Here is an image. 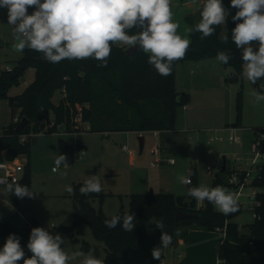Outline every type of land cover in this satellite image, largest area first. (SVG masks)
Wrapping results in <instances>:
<instances>
[{"label":"trees","instance_id":"16d2710c","mask_svg":"<svg viewBox=\"0 0 264 264\" xmlns=\"http://www.w3.org/2000/svg\"><path fill=\"white\" fill-rule=\"evenodd\" d=\"M223 4L229 11L226 24L217 26L215 33L205 39H201L199 32L191 33V44L185 57L173 62L172 74L167 77L159 75L147 63L148 56L143 51L138 49L133 56H129L126 48L119 45L112 46L106 67H98L100 62L92 58L65 59L59 63H50L43 58V53L24 49L18 64L24 66L25 70L33 67L34 80L20 94L9 95L13 87L20 85V78L11 79L10 71H2L0 75V98L7 99L14 110V118L16 115L19 117L18 121L13 120L0 133V162H13L20 156L29 154L32 139L21 141L22 135L82 131H125L144 135L173 130L177 109L189 102V95L179 93L176 89L178 63L216 58L217 52L225 51L231 56L229 63L224 64L231 70L229 80L236 82L243 77L241 52L231 40V31L235 27L231 16L236 9L230 7V0H223ZM32 11L29 8V13ZM187 19L190 28H193L201 19L200 11ZM0 21L7 22L6 9H0ZM225 28L227 32L223 35ZM132 31L135 32V29ZM225 36L228 37L227 43L223 42ZM261 81L263 80L257 82ZM240 115L239 104L238 121L232 124L233 127L241 126ZM23 117L29 123L23 130L17 131ZM82 147L62 140L60 154H65L68 164H73ZM260 151L264 154V141ZM227 170L231 175L232 170ZM189 173L192 185H188V190L199 186L197 169L191 168ZM84 181L78 182L74 187V222L66 231L71 234L77 225L88 224L94 237L104 244L105 264H162L165 259L163 253L159 260L153 259L151 255V250L161 243V230L150 219L163 221V231L172 235L170 246L175 247L179 239L187 238L189 229L217 232L218 227L226 225V236L220 237L217 248L218 264H264V164L259 177L253 181V185L260 190L257 198L261 206L256 209L260 218L246 224L245 231H241L239 224L233 221L241 211L240 205L237 212L225 216L207 201L203 207H198L197 201L188 195V190L184 195L154 191L132 193L128 210L121 207L116 214L134 213V230L125 232L119 226L110 229L105 226L104 221L111 217L92 205V200L96 198L102 202L104 194L81 195L80 187ZM31 182L32 170L28 161L18 183L29 186ZM217 185L224 186L215 178L211 187ZM231 186L228 184L224 187L229 189ZM178 211L192 213L194 216L176 220ZM23 216L19 207L10 217L0 219V248L4 246L9 234L20 238L23 249L27 245L31 229L38 227V224L33 220L30 224L23 225ZM82 248L86 249L87 244L84 243ZM30 256L31 254L26 255ZM18 264H23V261Z\"/></svg>","mask_w":264,"mask_h":264},{"label":"rangeland","instance_id":"374dc122","mask_svg":"<svg viewBox=\"0 0 264 264\" xmlns=\"http://www.w3.org/2000/svg\"><path fill=\"white\" fill-rule=\"evenodd\" d=\"M189 0H171L173 20L180 27L178 34L183 36L186 31V22L181 18V8ZM198 1V0H197ZM191 5L186 6L188 11H193L197 3L192 0ZM227 29L223 31L225 35ZM0 75L2 71H10L23 57V52L16 51L12 45L15 42L13 37V26L8 22L0 21ZM197 61L180 62L176 66L178 73L177 86L179 90H186L191 95V102L187 109L183 106L177 109L175 130L162 135L153 132L144 134L145 146L139 154L138 134L119 132H89L77 133H46L42 132L33 137L37 138L36 143L30 140V152L18 158L19 166L16 175L19 179L24 173V165L29 161L32 170V182L28 187L35 192L34 198H17L13 193H7L4 186L0 185V218H8L15 207L14 200L19 202L23 211L22 224L28 225L35 220L38 227H43L52 234L59 233L65 239V250L71 254L73 251L82 250L86 254H94L103 259L106 256L104 244L98 241L86 223L77 225L71 234L66 229L74 222L73 215V190L75 185L90 176H97L100 179L104 194L102 202L99 198L92 200L95 209L106 216L116 215L123 207L126 211L129 208L130 195L132 193L172 192L176 195L187 193L188 185L181 184L177 177L188 175L192 166L197 167L199 185L212 186L218 173L227 162L231 170H248L251 165L252 153L250 149V138L264 127V101L254 103L251 95L253 90H260L264 80L252 84L246 77L233 82L229 80L231 70L218 62L216 58L202 59ZM35 69L28 67L23 76L20 77V85L13 87L9 95H16L22 92L26 86L34 80ZM258 84V85H257ZM239 104L241 109V126L232 128V124L238 121ZM18 116V115H17ZM186 119V120H185ZM14 120V110L5 98H0V133L3 132ZM78 121V120H77ZM227 125V126H226ZM228 129H225L227 128ZM256 131V132H255ZM234 136L240 139V143L230 141L229 137ZM221 137V139L219 138ZM32 139V138H31ZM76 146L82 145L78 158L68 168L61 166L54 171V161L60 155L61 141ZM170 145L174 148L172 157L177 161L176 165L157 164L151 166L157 155L151 153L156 146ZM126 145L135 152V159L131 163L130 153L123 150ZM264 162V158L260 159ZM208 166L212 170H208ZM162 172L167 184L155 183L154 187L147 186V178L155 179L157 173ZM66 173V174H65ZM168 177H165L167 176ZM256 170L253 168L252 177H255ZM251 177V178H252ZM164 181V180H163ZM248 180L247 186L243 189L244 194L238 198V205L241 206L240 213L233 219L238 223L241 231H245V225L254 221V204L249 195L253 190ZM71 193H68V189ZM155 188V190H154ZM230 192L234 190L228 189ZM206 201L198 207H203ZM192 229L188 230L187 238ZM194 230V229H193ZM205 232L208 230L199 229ZM220 234L212 235L210 240L218 244ZM87 244L83 249L82 245ZM175 246L163 249L167 257L166 264H175L172 260ZM184 247L175 250V262L178 254L183 252ZM25 254L31 253L24 247ZM210 253L215 248L211 247ZM198 264H209V255L202 250L198 253ZM214 263V258L212 260ZM75 264V262H73ZM212 264V263H211Z\"/></svg>","mask_w":264,"mask_h":264},{"label":"clouds","instance_id":"9594fccd","mask_svg":"<svg viewBox=\"0 0 264 264\" xmlns=\"http://www.w3.org/2000/svg\"><path fill=\"white\" fill-rule=\"evenodd\" d=\"M236 9L231 16L235 27L231 40L241 52L242 75L253 85L264 80V0H230ZM29 8L33 11L29 13ZM0 9L7 10V22L13 26L15 48L18 51L31 49L43 53L50 63L69 59L92 58L106 67L113 45L138 48L147 54V63L159 75L172 74L174 61L183 59L190 47L188 36L178 34L180 25L173 20L171 0H0ZM229 16L223 0H204L200 10V21L187 28L189 35L201 33V39L215 33L216 27L225 25ZM135 29V32L132 30ZM225 36L223 42L227 43ZM231 59L228 52L219 51L216 60L227 65ZM254 103L264 101V84L254 89ZM54 171L69 167L68 158L60 154L54 161ZM66 174V173H65ZM178 181L192 185L191 173L180 175ZM0 185L17 198H34L35 192L26 185L0 178ZM100 179L93 175L80 187L81 195L100 193ZM188 195L198 203H211L215 210L227 216L238 211V198L226 187L199 185L190 187ZM135 214L113 215L104 224L110 229L117 226L125 232L135 228ZM161 230V243L151 250L153 259L159 260L163 249L172 244V235L163 231L161 220L150 219ZM65 239L61 234H52L43 227L31 229L26 257L20 238L9 234L0 248V264H105L94 252L82 250L71 254L65 250Z\"/></svg>","mask_w":264,"mask_h":264},{"label":"crops","instance_id":"0c3cea01","mask_svg":"<svg viewBox=\"0 0 264 264\" xmlns=\"http://www.w3.org/2000/svg\"><path fill=\"white\" fill-rule=\"evenodd\" d=\"M193 1L197 2V3H194L197 6L195 7V9L193 11L190 12L186 8V6H189V5H191V3H193L192 0H189V1L185 2V7L181 8V12H182L181 18L186 22V25H185L186 29L190 28V24H189L187 18L196 16L197 13L201 10V7H202V5L204 3V0H198V1L197 0H193ZM186 35L191 40V36L188 33H186V31H185V33H183V36H186ZM186 62H189V61H184L183 63H186ZM197 62H200V61H197ZM177 78H178V73L176 71V89H177V92L185 93V94L189 95V102L185 105L186 106L185 109H187L188 104L191 102L192 98H191V95L188 92H186V90H184V89L179 90V88L177 86V81H178ZM17 118H19V117L16 115L14 120L16 121ZM232 128H235V127L232 126ZM225 129H228V127L225 128ZM173 130H175V128ZM173 130L164 131V132L155 131L153 133L157 134V135H162L163 133H166V132L170 133ZM131 133H133V132H129V134H131ZM251 141H252V138H250L249 142L251 143ZM160 151H161V155L164 156V157H172L171 153L175 152L174 148L172 146H170L169 144L168 145H163L162 144L160 146ZM130 159H131V163H133V161L135 159V155H130ZM15 161L18 162V158ZM161 164H165L166 165L168 163L164 162V163H161ZM176 164H177V161L173 165H176ZM169 165H171V164H169ZM173 165H171V166H173ZM191 168H196L197 169V167H195V166H192ZM163 177H164V175H163L162 172L157 173V176L155 177L154 180L150 179V178H147L146 185L148 187L149 186L154 187L152 185H154L155 183L167 184L168 181H166L165 179H162ZM165 177H168V175L165 176ZM154 190H155V188H154ZM13 206L15 207V210L12 211L10 216L12 214H14L19 208V206L14 205V202H13ZM0 219H6V218H0ZM216 233L217 232H205V231H202V230H199V229H194V230L192 229L190 231V233H189L190 237H188L187 240L186 239L185 240L184 239H179L177 246L174 247V249H172V252H173L172 260L174 261L175 264H198V262H197L198 253L200 251H202V250H205L206 251V256L209 255V261H210L209 264H211V263L212 264H218L219 263V258H218V254H217L218 243L215 240H210V237H212V235L215 236ZM178 247H184L183 248L184 250H183V252H180L178 254V259L175 262V260H176L175 259V250ZM211 247H213V249L215 248V250H216L215 253H214V251H213V253L212 252L210 253L209 250L211 249ZM164 256H165V254H164ZM213 258H214V263L212 262ZM166 260H167V257L165 256V259H164L162 264H166V262H167ZM206 264H208V263L206 262Z\"/></svg>","mask_w":264,"mask_h":264},{"label":"built area","instance_id":"2783aa9c","mask_svg":"<svg viewBox=\"0 0 264 264\" xmlns=\"http://www.w3.org/2000/svg\"><path fill=\"white\" fill-rule=\"evenodd\" d=\"M120 46V45H119ZM123 48H127L126 46H120ZM186 108V106H184ZM80 117V116H79ZM19 118L16 119L18 121ZM256 132V131H255ZM35 136L34 134L31 135H22L21 136V141L28 140ZM221 139V137H219ZM230 141H234L237 143H240V139L235 138L234 136L229 137ZM264 141V127L260 129L259 132L256 133V136L252 139L250 143V149L252 153V158H251V167L248 170H232V174H229L230 178V183L232 186L231 188L236 192L237 198L241 197L244 192L243 189L247 186L248 180L251 179L250 184L253 187L252 192L249 195L250 200L254 204V213L253 217L254 219L260 218V214L257 212V208L261 206V202L258 200L257 196L260 193V190L253 185V181L255 178L259 177V173L262 169V166L264 162H260L261 158H264V154L261 153L260 147L262 142ZM123 150L130 153L131 155H135V152L130 150L126 145L123 146ZM151 153L157 155L155 161L151 163V166H155L157 164L161 163H168V164H175L176 160L174 157H164L161 155L160 151V146H156L155 148L152 149ZM19 166V163L16 162L15 160L13 162L9 161H1L0 162V178L6 179L7 181L11 182H18L20 179L16 175L17 167ZM255 168L256 170V175L255 177H252V170ZM208 170H212L210 166H208ZM220 171V168H218V172ZM243 175V176H242ZM252 177V178H251ZM229 188V189H231ZM239 203V202H238ZM217 233L220 234L221 237L226 236V225L221 228H217Z\"/></svg>","mask_w":264,"mask_h":264},{"label":"water","instance_id":"95a60500","mask_svg":"<svg viewBox=\"0 0 264 264\" xmlns=\"http://www.w3.org/2000/svg\"><path fill=\"white\" fill-rule=\"evenodd\" d=\"M1 43V41H0ZM12 47L18 51L15 48V42L12 45ZM138 50V48H126L125 51L129 56H133L134 53ZM18 52H22V51H18ZM25 71V67L22 66L21 64H16L11 70V79H17L23 76ZM82 75H84V72L82 73ZM258 85V84H257ZM29 123V120L26 117H23L20 124L17 126L16 130L17 131H21L25 128V126ZM37 138L33 137L32 138V143H36ZM138 141H139V154H141L144 150V146H145V136L144 135H139L138 136ZM228 168V164L227 162H224L223 167L220 169V171L216 174V178L218 180H220V182L224 185L227 186L230 183V178H229V172L227 170ZM150 192H153L152 190ZM68 193H71V189H68ZM14 205L19 206V202L17 200H14ZM194 216V214L192 213H185L183 211H178L176 214V220H181V219H187Z\"/></svg>","mask_w":264,"mask_h":264}]
</instances>
